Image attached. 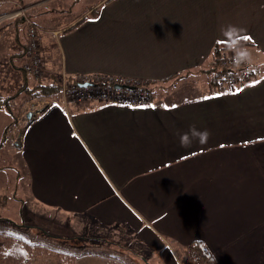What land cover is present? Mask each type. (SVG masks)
I'll return each instance as SVG.
<instances>
[{
    "label": "crops",
    "instance_id": "crops-1",
    "mask_svg": "<svg viewBox=\"0 0 264 264\" xmlns=\"http://www.w3.org/2000/svg\"><path fill=\"white\" fill-rule=\"evenodd\" d=\"M41 2L0 0V16L25 10L0 21V76L28 88L30 19L61 89L30 97L42 106L16 141L34 203L124 228L153 264H192L193 249L218 264H264V74L247 61L250 81L220 88L209 71L220 43L247 36L264 53V0H101L56 29L28 13ZM203 74L197 84L219 93L185 85L181 100L163 96ZM74 75L149 82L154 107L71 101L62 89ZM13 123L0 106L1 139Z\"/></svg>",
    "mask_w": 264,
    "mask_h": 264
},
{
    "label": "rangeland",
    "instance_id": "rangeland-1",
    "mask_svg": "<svg viewBox=\"0 0 264 264\" xmlns=\"http://www.w3.org/2000/svg\"><path fill=\"white\" fill-rule=\"evenodd\" d=\"M33 1L39 0H26L27 3ZM41 1L45 3L41 2L38 9H30L28 13L35 19L36 24L56 29L77 21L89 10L95 9L101 0ZM234 53L249 61L258 69V73L264 74V53H260L257 48L239 47ZM41 76L38 81L29 76L28 88L40 83L49 85L55 82L52 72L46 70L45 64ZM198 77L181 83L176 90L163 96L169 94V101L177 102L183 97L185 85L194 91L191 95L197 93L206 96L210 90L219 93V89H207L197 84L199 80H208L207 74ZM25 83L26 80H6L3 75L0 76V100L8 102V97L18 95L10 101L13 114L4 107L14 123L3 126L4 131H8V140L6 145L0 147V251H9L14 242L21 241L30 245L28 264H145L143 258H148V251L124 228H99L97 221L89 218L86 213L77 216L61 211L55 213L34 203L29 196L30 186H27L25 164L16 141L23 134V122L28 118L29 113L25 114V110L35 112L38 109L35 106L41 107L42 100H34V105L31 106L30 99L33 97L30 92L22 90L18 94ZM55 97L62 99L59 95ZM159 97L161 96L156 95V104L159 103ZM1 137L2 135L0 144L3 142ZM12 223H18L20 227ZM44 230L64 239L51 238ZM0 264L6 263L0 261Z\"/></svg>",
    "mask_w": 264,
    "mask_h": 264
},
{
    "label": "built area",
    "instance_id": "built-area-1",
    "mask_svg": "<svg viewBox=\"0 0 264 264\" xmlns=\"http://www.w3.org/2000/svg\"><path fill=\"white\" fill-rule=\"evenodd\" d=\"M25 16V10L0 16V21L6 18ZM27 28V61L24 68L36 79L41 78L44 61L41 50L42 30L33 25L30 19H25ZM222 70L225 72L213 79V83L220 88H234V86L250 81L251 72L247 60L236 55L234 51L225 52L221 57ZM41 76V77H40ZM89 83L81 88L79 84ZM121 86V88H117ZM149 82L140 79L107 75H74L66 77L63 84V94L71 101L95 100L122 106H147L154 100ZM192 264H218L217 261L206 260L197 250H191Z\"/></svg>",
    "mask_w": 264,
    "mask_h": 264
},
{
    "label": "trees",
    "instance_id": "trees-1",
    "mask_svg": "<svg viewBox=\"0 0 264 264\" xmlns=\"http://www.w3.org/2000/svg\"><path fill=\"white\" fill-rule=\"evenodd\" d=\"M69 30H71V28ZM245 46H254V43L251 41V39L245 40L242 37V38L237 39L232 44H221V43L217 44L213 49V53H214V61L213 62L214 63L212 65V69L209 70L210 72H214L213 78H215L216 76H219L225 72V70H222L223 68L221 66L222 55L225 52L234 51L235 49H237L239 47H245ZM59 85H60L59 83H53V84H49V85L40 83L36 87H34L30 90H29V88L25 89V91L30 92L32 97L35 95L38 98L45 97V96H53V95H56L57 93L61 92ZM150 85H151V83H150ZM150 89L153 92V88H150ZM19 93H21V90L18 92V94ZM17 96L18 95L13 96L11 98H7L6 100H10V101L14 100ZM10 101L5 102L4 100H0V106H2L3 108L6 106L11 111ZM11 113H12V111H11ZM33 119H34V114H33V117L31 119H29V123L31 121H33ZM7 132L8 131L5 132L3 138L1 139V140H3V142L0 144V147L6 145V143H7V140H8ZM12 224L17 226V227H20L18 223H12ZM115 227H119V226H115ZM25 228H28V227L25 226ZM45 232L51 238L64 239V237L53 235L47 231H45ZM65 239H67V238H65ZM29 249H30V245H28L27 243H22L21 241H16L13 243V246L11 247V249L9 251H2V250L0 251V261H3L6 264H28L30 261L28 258ZM143 262L145 264H152L151 261L147 257L143 258Z\"/></svg>",
    "mask_w": 264,
    "mask_h": 264
},
{
    "label": "water",
    "instance_id": "water-1",
    "mask_svg": "<svg viewBox=\"0 0 264 264\" xmlns=\"http://www.w3.org/2000/svg\"><path fill=\"white\" fill-rule=\"evenodd\" d=\"M89 85H90L89 83H83V84H79V87L84 88V87H88ZM117 88H121V86H117ZM31 117H32V114L29 113L28 119H31Z\"/></svg>",
    "mask_w": 264,
    "mask_h": 264
},
{
    "label": "clouds",
    "instance_id": "clouds-1",
    "mask_svg": "<svg viewBox=\"0 0 264 264\" xmlns=\"http://www.w3.org/2000/svg\"><path fill=\"white\" fill-rule=\"evenodd\" d=\"M23 69H25V68L23 67ZM28 72H29V71H28ZM30 113L32 114V117H33V113H34V111H33V112H30ZM32 117H31V118H32ZM206 136H207L206 133L202 134V138H203V139H206ZM185 139H186V137H181V142H182V144L184 143Z\"/></svg>",
    "mask_w": 264,
    "mask_h": 264
},
{
    "label": "snow or ice",
    "instance_id": "snow-or-ice-1",
    "mask_svg": "<svg viewBox=\"0 0 264 264\" xmlns=\"http://www.w3.org/2000/svg\"><path fill=\"white\" fill-rule=\"evenodd\" d=\"M243 39H245V40H249V39H251V37H247V36H245V37H243ZM205 99H207V97H205ZM129 107H132V106L129 105ZM141 107H154V105H147V106H141Z\"/></svg>",
    "mask_w": 264,
    "mask_h": 264
}]
</instances>
